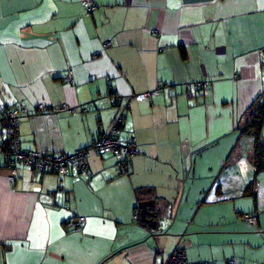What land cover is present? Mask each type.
<instances>
[{
  "label": "crops",
  "instance_id": "obj_1",
  "mask_svg": "<svg viewBox=\"0 0 264 264\" xmlns=\"http://www.w3.org/2000/svg\"><path fill=\"white\" fill-rule=\"evenodd\" d=\"M93 1L0 0V109L26 106L21 148L57 154L124 112L132 168L92 152L89 173L18 164L11 179L0 127V264H165L177 250L264 264V169L243 130L264 103V0ZM198 81L207 91L187 93ZM150 199L154 227L135 217Z\"/></svg>",
  "mask_w": 264,
  "mask_h": 264
},
{
  "label": "built area",
  "instance_id": "obj_2",
  "mask_svg": "<svg viewBox=\"0 0 264 264\" xmlns=\"http://www.w3.org/2000/svg\"><path fill=\"white\" fill-rule=\"evenodd\" d=\"M83 6L88 13H91L96 4L93 0H82ZM110 42L107 41L106 45ZM73 71L70 69L66 79L71 80ZM208 82L198 81L194 84H187V93H192L194 90L207 91ZM160 93V87L156 89L144 91L137 94H132V97L137 100H145L152 97L155 94ZM60 110L72 112L71 108L67 104H63L59 107ZM28 109L22 105L18 108L1 107L0 109V127L5 130L6 138L8 139V146L6 152V164L11 171V179H14V175L18 169V164H24L29 169L36 172H56L60 175H68L72 169L79 171H85L89 173V156L92 152L96 154L111 153L117 156L116 163L119 173H127L132 168V156L137 152L136 141L133 137L122 139L118 135V129L125 121V113L121 112L116 117L110 131L101 135L99 138L93 141L91 145L78 149L73 153H52L39 150H23L21 148V138L19 135V123L23 114L27 113ZM1 166V162H0ZM244 220L251 226L258 223V215L253 212L243 213ZM136 219L140 218L139 210L135 215ZM79 223L86 222V218L81 216L78 218ZM79 225V224H78ZM79 227V226H78ZM230 264H237L238 258L232 257L229 259ZM165 264H215L213 262L189 261L184 251H175L167 263Z\"/></svg>",
  "mask_w": 264,
  "mask_h": 264
},
{
  "label": "trees",
  "instance_id": "obj_3",
  "mask_svg": "<svg viewBox=\"0 0 264 264\" xmlns=\"http://www.w3.org/2000/svg\"><path fill=\"white\" fill-rule=\"evenodd\" d=\"M263 118H264V103L261 105L257 104L255 110L251 112L248 121L244 124L243 127L244 131L254 134L256 138V145L254 149V160L259 169H264V141H262L260 138V131L264 122Z\"/></svg>",
  "mask_w": 264,
  "mask_h": 264
},
{
  "label": "water",
  "instance_id": "obj_4",
  "mask_svg": "<svg viewBox=\"0 0 264 264\" xmlns=\"http://www.w3.org/2000/svg\"><path fill=\"white\" fill-rule=\"evenodd\" d=\"M155 202L153 199L143 200L139 203L141 220L148 223L150 226L154 227L156 225L155 213L149 208L154 206Z\"/></svg>",
  "mask_w": 264,
  "mask_h": 264
},
{
  "label": "rangeland",
  "instance_id": "obj_5",
  "mask_svg": "<svg viewBox=\"0 0 264 264\" xmlns=\"http://www.w3.org/2000/svg\"><path fill=\"white\" fill-rule=\"evenodd\" d=\"M263 130H264V128H263Z\"/></svg>",
  "mask_w": 264,
  "mask_h": 264
}]
</instances>
